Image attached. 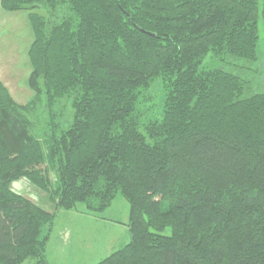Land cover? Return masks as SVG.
<instances>
[{"label": "trees", "instance_id": "trees-1", "mask_svg": "<svg viewBox=\"0 0 264 264\" xmlns=\"http://www.w3.org/2000/svg\"><path fill=\"white\" fill-rule=\"evenodd\" d=\"M1 6L34 40L31 99L0 78V264H48L56 215L12 189L23 177L60 209L128 201L129 243L96 264H264L259 0ZM208 54L247 66L200 69Z\"/></svg>", "mask_w": 264, "mask_h": 264}, {"label": "rangeland", "instance_id": "rangeland-1", "mask_svg": "<svg viewBox=\"0 0 264 264\" xmlns=\"http://www.w3.org/2000/svg\"><path fill=\"white\" fill-rule=\"evenodd\" d=\"M262 10L263 1L259 0L258 52L261 60L251 67L258 68L264 73ZM0 15L1 79L8 84L15 100L25 104L33 95L27 84L32 70L28 52L34 40L28 11L11 12L0 8ZM246 66L247 64L241 60L217 58L208 54L203 59L200 69L221 68L240 74ZM259 91H264V83L254 87V92ZM31 118L36 133H39L38 120L45 119V109L39 107L37 114L31 115ZM50 177L52 181L56 180V173L50 172ZM11 187L56 215L46 250L48 264H96L130 241L128 227L130 206L121 194H118L103 212H91L85 203H78L76 207L68 210L55 207L44 191L24 177L14 181ZM21 264L37 263L35 259H28Z\"/></svg>", "mask_w": 264, "mask_h": 264}, {"label": "crops", "instance_id": "crops-1", "mask_svg": "<svg viewBox=\"0 0 264 264\" xmlns=\"http://www.w3.org/2000/svg\"><path fill=\"white\" fill-rule=\"evenodd\" d=\"M0 8H2V6H1V0H0ZM1 16V15H0ZM2 21V20H1ZM0 74H1V70H0ZM0 78H1V75H0ZM7 86H8V84L3 80V79H1ZM8 88H10L9 86H8ZM10 92L12 93V91H11V89H10ZM13 95V94H12ZM14 97V96H13ZM15 98V97H14Z\"/></svg>", "mask_w": 264, "mask_h": 264}]
</instances>
